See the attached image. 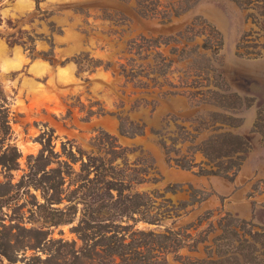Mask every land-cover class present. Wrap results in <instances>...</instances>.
<instances>
[{"label":"rangeland","instance_id":"rangeland-1","mask_svg":"<svg viewBox=\"0 0 264 264\" xmlns=\"http://www.w3.org/2000/svg\"><path fill=\"white\" fill-rule=\"evenodd\" d=\"M0 264H264V0H0Z\"/></svg>","mask_w":264,"mask_h":264},{"label":"trees","instance_id":"trees-1","mask_svg":"<svg viewBox=\"0 0 264 264\" xmlns=\"http://www.w3.org/2000/svg\"><path fill=\"white\" fill-rule=\"evenodd\" d=\"M36 2H37L38 9H39V5H40L41 0H36Z\"/></svg>","mask_w":264,"mask_h":264}]
</instances>
